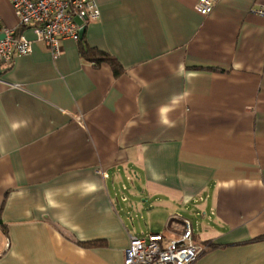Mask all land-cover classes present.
Listing matches in <instances>:
<instances>
[{
  "label": "crops",
  "instance_id": "1",
  "mask_svg": "<svg viewBox=\"0 0 264 264\" xmlns=\"http://www.w3.org/2000/svg\"><path fill=\"white\" fill-rule=\"evenodd\" d=\"M95 2L82 40L120 74L71 39L0 61V264H124L184 219L193 264H264V0Z\"/></svg>",
  "mask_w": 264,
  "mask_h": 264
},
{
  "label": "built area",
  "instance_id": "2",
  "mask_svg": "<svg viewBox=\"0 0 264 264\" xmlns=\"http://www.w3.org/2000/svg\"><path fill=\"white\" fill-rule=\"evenodd\" d=\"M18 19V26L0 25V61L10 64L18 56L32 53L34 41L43 42L52 56L61 54V41L80 38V29L100 16L95 0H9ZM213 0H197L195 10L207 15ZM264 17V3L253 9ZM80 22H79V21ZM31 29L34 40L28 39L24 29ZM207 248L193 240L192 226L183 220L181 232L173 238L161 233L131 236L124 252V264H193Z\"/></svg>",
  "mask_w": 264,
  "mask_h": 264
},
{
  "label": "trees",
  "instance_id": "3",
  "mask_svg": "<svg viewBox=\"0 0 264 264\" xmlns=\"http://www.w3.org/2000/svg\"><path fill=\"white\" fill-rule=\"evenodd\" d=\"M77 42H79L80 44L79 53L83 58H85L88 61L94 62L95 64H99L101 62H107L112 66L115 75L121 73L122 67L115 58L111 57L110 55H108L103 51L90 47L82 40V37L79 38Z\"/></svg>",
  "mask_w": 264,
  "mask_h": 264
},
{
  "label": "rangeland",
  "instance_id": "4",
  "mask_svg": "<svg viewBox=\"0 0 264 264\" xmlns=\"http://www.w3.org/2000/svg\"><path fill=\"white\" fill-rule=\"evenodd\" d=\"M127 184H129L128 181H127ZM142 199H143L142 197L131 198V200H136V201H140ZM146 199H148V198L146 197ZM135 220H136V222H141L142 221L139 217H137Z\"/></svg>",
  "mask_w": 264,
  "mask_h": 264
},
{
  "label": "water",
  "instance_id": "5",
  "mask_svg": "<svg viewBox=\"0 0 264 264\" xmlns=\"http://www.w3.org/2000/svg\"><path fill=\"white\" fill-rule=\"evenodd\" d=\"M83 30H84V27H82V28L80 29V38L82 37Z\"/></svg>",
  "mask_w": 264,
  "mask_h": 264
}]
</instances>
